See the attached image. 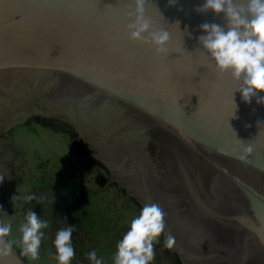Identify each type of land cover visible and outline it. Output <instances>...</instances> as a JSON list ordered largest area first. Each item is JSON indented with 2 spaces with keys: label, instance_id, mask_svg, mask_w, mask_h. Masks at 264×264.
Returning a JSON list of instances; mask_svg holds the SVG:
<instances>
[{
  "label": "water",
  "instance_id": "1",
  "mask_svg": "<svg viewBox=\"0 0 264 264\" xmlns=\"http://www.w3.org/2000/svg\"><path fill=\"white\" fill-rule=\"evenodd\" d=\"M204 2L147 0L170 33L157 55L129 39L134 0H0V221L17 241L29 209L49 225L38 260L14 245L0 264H57L66 224L72 264L92 250L113 264L152 202L166 214L152 264H264V92L245 102L217 71L200 25L227 20Z\"/></svg>",
  "mask_w": 264,
  "mask_h": 264
},
{
  "label": "clouds",
  "instance_id": "2",
  "mask_svg": "<svg viewBox=\"0 0 264 264\" xmlns=\"http://www.w3.org/2000/svg\"><path fill=\"white\" fill-rule=\"evenodd\" d=\"M134 3L135 12L128 14L129 17L135 16L134 22L127 25L129 39L154 46L157 55L165 53L170 33L165 29L151 30V21L145 18L147 0H134ZM196 10L224 13L227 30L216 23H203L200 28L206 35H200L198 42L214 61L217 71L230 73L237 81L235 92H240L245 102H251L252 97L264 92V0H205ZM257 103H264V97H260ZM251 152L252 147L248 145L240 159L245 160ZM3 179L4 176L0 175V183ZM24 199L31 202L38 197L29 194ZM165 215L158 203H145L117 242L113 264H152L156 257L154 245L165 233ZM24 221L19 226V241L11 239L12 225L0 221V259L12 254L14 245L20 247L22 254L31 261L40 258L45 237L43 230L48 228V221L31 209ZM74 231L75 226L66 224L56 232L53 243L57 264H72L76 255L72 243ZM175 243V237L170 233L165 236V247L171 249ZM87 258L92 264H104L95 250L89 252Z\"/></svg>",
  "mask_w": 264,
  "mask_h": 264
}]
</instances>
